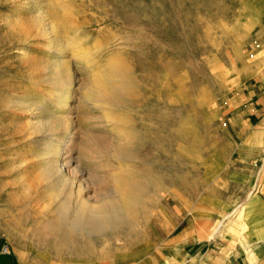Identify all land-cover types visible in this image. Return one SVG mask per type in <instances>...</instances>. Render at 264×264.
Listing matches in <instances>:
<instances>
[{"label": "rangeland", "instance_id": "obj_1", "mask_svg": "<svg viewBox=\"0 0 264 264\" xmlns=\"http://www.w3.org/2000/svg\"><path fill=\"white\" fill-rule=\"evenodd\" d=\"M116 66L136 89L112 106L89 90ZM66 69L72 109L59 111L73 123L54 168L31 104L55 111L47 96L62 93ZM249 98H264V0H0V242L23 264L141 263L178 209L206 195L224 200L214 230L264 191V139L241 149ZM119 177L135 182L129 213ZM81 202L104 204L106 225H73Z\"/></svg>", "mask_w": 264, "mask_h": 264}, {"label": "crops", "instance_id": "obj_2", "mask_svg": "<svg viewBox=\"0 0 264 264\" xmlns=\"http://www.w3.org/2000/svg\"><path fill=\"white\" fill-rule=\"evenodd\" d=\"M247 100H250L248 108L256 109L244 114L248 117L250 130L242 143L243 154L259 150L258 144L250 145L251 136L261 142L264 139V98ZM253 120L256 126L251 122ZM215 201L224 202L223 198L206 195L191 205L184 204L185 208H179L172 221L162 227L157 243L150 244V254L145 262L135 261L133 264H264V191L252 194L248 203L241 205L244 207L243 231L236 227L235 217L227 220L226 225H218L219 221L212 229V204ZM215 211L223 214L221 208H215ZM0 264L23 263L7 244L0 242ZM74 264L86 262L78 260Z\"/></svg>", "mask_w": 264, "mask_h": 264}, {"label": "bare ground", "instance_id": "obj_3", "mask_svg": "<svg viewBox=\"0 0 264 264\" xmlns=\"http://www.w3.org/2000/svg\"><path fill=\"white\" fill-rule=\"evenodd\" d=\"M46 14V13H44ZM52 24V22H51ZM54 25V24H53ZM55 26V25H54ZM52 50V48H50ZM54 51V50H53ZM59 54V53H58ZM64 64V63H63ZM56 65V64H55ZM60 65H57L60 67ZM63 66V65H62ZM66 66V65H65ZM64 66V68H65ZM55 67V66H54ZM60 70V69H59ZM67 72V73H66ZM56 77L61 82V87L63 86L62 93L59 94V97L53 98L47 96V98L51 99V102L56 107L55 111L51 113L47 112V107L41 101H34L31 104V108L39 111V120L34 122L35 131L38 132H51L48 137L44 139L41 138V161L44 165H53L54 168L59 167L61 162V153L64 149L67 138L65 136L66 132H70L72 130V119L69 116L61 114L59 110H71L72 108L69 107L68 98L70 96V83L72 82L71 76L68 75V70L65 71H58L56 73ZM130 71L128 68L123 66H116L111 68L108 72H106V78L103 79L104 81L95 85L94 88H90V92L98 97L102 102L105 104H110L115 106L117 104H123L126 102L131 94L134 93L136 89V83L129 77ZM57 81V80H56ZM72 87V86H71ZM109 106V105H108ZM30 107V106H29ZM46 107V108H45ZM107 107V106H106ZM49 110V109H48ZM66 112V111H65ZM36 113V112H35ZM63 113V112H62ZM33 123V122H32ZM76 132V131H75ZM57 136H53L56 135ZM70 144H74L76 139L72 138ZM68 159V158H67ZM69 163L78 165V161L76 157L70 156L69 160H67V164ZM118 183V193L120 194V201H123L125 205L123 206L126 209L127 213L131 210L132 203L127 201L125 194L130 192V187L135 185V182H130L125 180L122 177L117 179ZM133 195V194H132ZM119 196V195H118ZM107 202V201H106ZM108 204V203H107ZM60 208L65 209L64 204H60ZM104 204L100 205H89L86 202H81L80 206L77 209V212L73 218V225L77 227H81L87 229L89 231H93L95 228H98V225L104 226L106 225L107 221H109L110 216L103 212L105 209ZM243 209L239 207L238 209ZM238 209H234L230 211L223 219L220 220L218 225H226L227 220H231L234 215L236 214ZM221 229V228H220Z\"/></svg>", "mask_w": 264, "mask_h": 264}]
</instances>
